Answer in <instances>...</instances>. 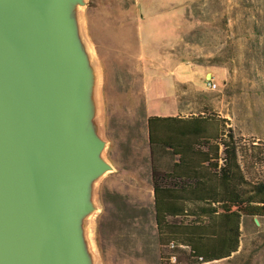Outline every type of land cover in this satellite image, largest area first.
Masks as SVG:
<instances>
[{
	"label": "rangeland",
	"instance_id": "rangeland-1",
	"mask_svg": "<svg viewBox=\"0 0 264 264\" xmlns=\"http://www.w3.org/2000/svg\"><path fill=\"white\" fill-rule=\"evenodd\" d=\"M63 19L85 69L79 106L87 70L77 32L93 48L104 87V117L94 113L91 125L84 116L81 129L84 137L91 128L107 134L95 154L107 167L78 182L81 260L163 264L148 118L213 114L242 139L249 159L253 148L264 155V0H69ZM257 173L264 177V168ZM194 264H264V218L243 220L232 256Z\"/></svg>",
	"mask_w": 264,
	"mask_h": 264
},
{
	"label": "water",
	"instance_id": "water-1",
	"mask_svg": "<svg viewBox=\"0 0 264 264\" xmlns=\"http://www.w3.org/2000/svg\"><path fill=\"white\" fill-rule=\"evenodd\" d=\"M68 1L0 0V264H83L78 182L107 165L103 144L81 134Z\"/></svg>",
	"mask_w": 264,
	"mask_h": 264
},
{
	"label": "trees",
	"instance_id": "trees-1",
	"mask_svg": "<svg viewBox=\"0 0 264 264\" xmlns=\"http://www.w3.org/2000/svg\"><path fill=\"white\" fill-rule=\"evenodd\" d=\"M213 114L150 115L155 219L163 264L228 258L248 217L264 218V168ZM248 155V156H246ZM176 256V263L172 257Z\"/></svg>",
	"mask_w": 264,
	"mask_h": 264
},
{
	"label": "crops",
	"instance_id": "crops-1",
	"mask_svg": "<svg viewBox=\"0 0 264 264\" xmlns=\"http://www.w3.org/2000/svg\"><path fill=\"white\" fill-rule=\"evenodd\" d=\"M77 36V47L82 54L84 59L85 67L87 70V76L82 86L81 96H82V104L85 108V116L86 118H91L89 124H93L94 113L97 117L103 116V96H104V87L103 81H101V69L99 63L94 61V52L90 43H83L79 37L78 32ZM95 96V99L93 98ZM95 100V102H94ZM151 115H159V116H167L162 115L160 112H153ZM102 123V121H101ZM88 134L90 137L96 139L101 143H106L107 134L105 128L101 129H88Z\"/></svg>",
	"mask_w": 264,
	"mask_h": 264
},
{
	"label": "built area",
	"instance_id": "built-area-1",
	"mask_svg": "<svg viewBox=\"0 0 264 264\" xmlns=\"http://www.w3.org/2000/svg\"><path fill=\"white\" fill-rule=\"evenodd\" d=\"M208 84H209L210 88H212V89L217 88V83L213 80H210Z\"/></svg>",
	"mask_w": 264,
	"mask_h": 264
}]
</instances>
